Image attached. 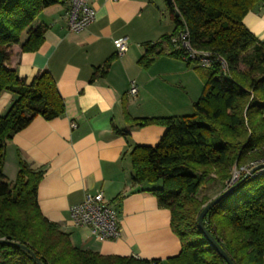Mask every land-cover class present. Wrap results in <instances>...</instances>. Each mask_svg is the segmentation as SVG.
I'll return each instance as SVG.
<instances>
[{
	"label": "trees",
	"instance_id": "16d2710c",
	"mask_svg": "<svg viewBox=\"0 0 264 264\" xmlns=\"http://www.w3.org/2000/svg\"><path fill=\"white\" fill-rule=\"evenodd\" d=\"M61 0H0V94L15 98L0 115V264H228L202 232L198 218L204 207L240 182L207 212L204 223L235 264H264V171L242 180V168L264 162V41L245 25V15L264 0H173L167 4L174 23L171 33L144 42L138 63L148 68L168 53L182 58L179 40L187 32L190 46L210 52V66L194 64L204 76L193 112L131 118V126L162 125L158 144L135 145L129 155L131 179L154 193L160 207L171 213V228L181 241L179 254L166 260L104 255L72 243L70 234L48 219L38 202L42 168L19 157L10 180L4 172L7 142L42 116H62L66 103L49 70L30 82L8 66L11 48L36 51L45 39V24L37 16ZM179 10V15L175 13ZM115 56L96 71L106 74ZM119 133L127 134L116 128ZM240 176L233 183V170ZM221 184L214 197L203 188Z\"/></svg>",
	"mask_w": 264,
	"mask_h": 264
},
{
	"label": "crops",
	"instance_id": "0c3cea01",
	"mask_svg": "<svg viewBox=\"0 0 264 264\" xmlns=\"http://www.w3.org/2000/svg\"><path fill=\"white\" fill-rule=\"evenodd\" d=\"M95 21L82 31L68 27L71 0L46 7L34 24H45V39L36 51L14 44L8 66L30 82L49 70L66 103L64 115L35 117L7 142L4 172L14 180L19 157L44 170L38 187L42 213L70 234L72 243L104 255L166 260L179 254L181 241L171 228V213L154 193L131 179L130 151L135 145L158 144L162 125L131 126V118L184 115L200 97L204 76L182 58L164 53L148 68L139 63L144 42L171 33L174 23L166 0H90ZM264 41V7L257 5L243 19ZM126 37L128 50L119 55L116 40ZM115 56L106 74L96 71ZM132 83L138 86L130 93ZM0 94V115L14 101ZM76 126H73V124ZM116 128L128 131L125 135ZM102 190L117 210L122 235L99 240L88 226L75 225L70 207L87 193Z\"/></svg>",
	"mask_w": 264,
	"mask_h": 264
},
{
	"label": "built area",
	"instance_id": "2783aa9c",
	"mask_svg": "<svg viewBox=\"0 0 264 264\" xmlns=\"http://www.w3.org/2000/svg\"><path fill=\"white\" fill-rule=\"evenodd\" d=\"M95 18L96 11L91 6L90 0H71L67 19L70 30L82 31L88 28L95 21ZM174 40L181 42L184 49L181 57L185 61L193 60L203 67L212 64L213 58L210 52L197 51L190 46L186 31L182 32ZM115 43L119 55L124 54L128 50L126 37L117 39ZM129 91L131 94H136L138 86L132 83ZM73 126H76V124L74 123ZM259 163L254 162L250 166L242 168V170L247 173ZM239 176L240 172H236L231 182L233 183ZM70 217L75 225L90 227L93 234L101 241L115 240L122 235L118 210L112 202L106 199L102 190H98L95 193H87L82 202L72 205L70 207Z\"/></svg>",
	"mask_w": 264,
	"mask_h": 264
},
{
	"label": "water",
	"instance_id": "95a60500",
	"mask_svg": "<svg viewBox=\"0 0 264 264\" xmlns=\"http://www.w3.org/2000/svg\"><path fill=\"white\" fill-rule=\"evenodd\" d=\"M167 4L171 5L173 4V0H166ZM175 13L178 16L179 15V10L177 8H175ZM262 171H264V162H260L259 164H257L256 166H254L253 168L250 169L249 172L246 173L245 177L242 179H246L247 177H249L250 175L256 174V173H261ZM240 182L233 184L232 186H230L229 188H227L224 192H222L221 194L217 195L216 197H214L202 210V212L199 215L198 218V223H199V227L202 230V232L209 238L210 242L212 244H214V246L216 247V249L219 251V253L224 257V259L228 262V264H235L234 261L232 260V258L228 255V253L224 250V248L217 242V240L212 236V234L209 232V230L207 229V227L205 226L204 223V218L207 214V212L210 210V208H212L215 204H217L220 200H222L226 195H228L229 193H231V191L236 187V185H238ZM3 239H0V242H3Z\"/></svg>",
	"mask_w": 264,
	"mask_h": 264
},
{
	"label": "rangeland",
	"instance_id": "374dc122",
	"mask_svg": "<svg viewBox=\"0 0 264 264\" xmlns=\"http://www.w3.org/2000/svg\"><path fill=\"white\" fill-rule=\"evenodd\" d=\"M167 5H163L162 8L166 9ZM204 86V85H203ZM203 91V90H202ZM194 110V109H193ZM193 110L191 111V113L193 112ZM236 174V168H234L233 170V176ZM239 178V177H238ZM237 178V179H238ZM236 179V180H237ZM221 184L217 181L212 182L210 184H208L206 187L203 188V191L208 194L209 196L214 197L215 195H217L219 193V191H221Z\"/></svg>",
	"mask_w": 264,
	"mask_h": 264
}]
</instances>
